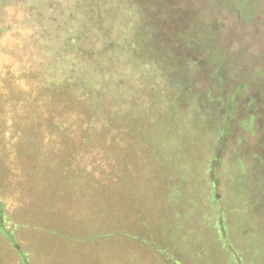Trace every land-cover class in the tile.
Here are the masks:
<instances>
[{"label":"rangeland","instance_id":"1","mask_svg":"<svg viewBox=\"0 0 264 264\" xmlns=\"http://www.w3.org/2000/svg\"><path fill=\"white\" fill-rule=\"evenodd\" d=\"M166 1L169 6L157 0L148 15L137 0H0V264H22L18 252L29 264H264V183L254 180L264 161V111L254 134L237 138L242 122L258 113L249 102L254 92L264 101V0ZM89 7L101 11L94 16L99 23H91ZM148 16L164 37L142 71L166 63L175 70L168 59L181 53L175 83L187 74L195 95L210 94L211 140L225 131L221 91L232 98V83L241 90L227 149L218 151L215 139L214 146L205 144L199 130L160 132L152 146L131 142L129 151L122 140L117 148L92 144L115 132L63 127L62 108L71 106L60 101L58 75L74 63L61 55L118 51L106 38H122ZM179 19L199 24L200 49L222 65L225 85L204 60L187 73L185 51L195 45L190 38L176 44ZM78 37L86 39L83 46L72 43ZM96 60L102 56L90 63ZM133 73L127 77L132 84L144 86ZM123 130L128 142L133 131ZM246 164L250 175L243 174Z\"/></svg>","mask_w":264,"mask_h":264},{"label":"trees","instance_id":"2","mask_svg":"<svg viewBox=\"0 0 264 264\" xmlns=\"http://www.w3.org/2000/svg\"><path fill=\"white\" fill-rule=\"evenodd\" d=\"M161 1L168 5L166 0ZM172 1L170 0L172 5H177V3H179L178 0ZM226 1L230 0H224V2ZM137 2L148 15L154 14L155 11L151 9H155L152 6L157 0H137ZM169 10L170 8H168V11L166 10L165 14L170 17L171 12H169ZM100 12L101 11L98 9L89 7L88 14L92 24H96V21L99 23L96 17L101 14ZM94 16L96 17L94 18ZM167 20V26H169V20ZM146 21L143 19L140 23L138 22L137 27L133 28L131 32L127 31L122 38H106L112 47L121 48L118 51H109L105 49L98 52L79 50L74 53L66 51L67 53L64 52V54L61 55L63 61L65 59V54L71 55L74 63L71 68L63 69V74L58 75V81L62 82L60 85L63 88L61 98H64L60 101L61 103L64 102L65 104H69L71 106L70 109H72V117L67 119L66 117H69V115L65 114V112L70 111V109L65 110V107L62 108L61 114H64L65 120V125L63 127L74 128V130H88L89 132L100 129L105 133L115 132L118 135L114 137L111 135L109 137L110 142L107 141L108 137L102 142L100 138H95L92 140V144L102 143V145H104L107 143L110 147L117 148L116 146L120 144L119 141L122 140V142L129 145L126 149L124 148L129 151H131V142L134 143V145H140V143L146 141V145L152 146L156 142L160 132L177 133L183 131L190 134L192 133L193 135H197V133L200 132L204 135L202 140L205 144L207 142L211 144L212 142L214 146V141L216 140L215 144L217 143L218 145L214 147L218 151L227 149L229 145L228 137L232 127L231 118L234 114L232 111L235 102L237 103V97L241 90L238 89L239 87L235 83H232L230 87L227 88L229 91L233 88L232 98H229L230 93L225 91L226 88L225 90L223 89L225 92L221 91L219 100L222 104V108L225 110V131L223 135H217L218 137L216 139L214 138L215 140H211L212 137L208 134V118H210L208 112L211 108L209 107V102L205 99V96L209 98L210 94L200 93L195 95L193 89L196 84L192 79L190 80L186 76L187 74L184 75L179 83H175V78H177L175 75L179 74L178 71L181 65V62L177 61V59L181 58L182 54L173 53V55H171L173 58L170 57L168 59V63L172 62V64H170H174L173 66L176 71L168 68L166 66L167 63L160 67L159 70L157 69V71H153L152 66L150 70L148 68L142 71V67L145 63L151 65V63L154 62L153 57H157V55L153 50H155L154 48H156L158 44L160 46V41L162 42L164 37L155 33L157 28V33H160L161 30L159 31V27L156 24L157 21L153 16H148ZM184 21L179 19L180 26H178V28H181V30L180 32L178 31L179 41L176 42V44L182 45L181 41L184 44L190 38V40L194 41L193 45H195V49L185 51V53L189 54L192 65L189 64L187 73L192 72V68L196 65L197 61L200 62L204 60L206 70H213L215 74L219 73L218 78L221 83L223 82L225 85L226 80L225 77H223L222 65L213 60L210 54L211 52L200 49L201 44H205V39L204 37L201 38V34L197 33L198 31L200 32L199 24L194 20ZM161 22L164 25L166 23L164 21ZM187 22H194V25L189 26L186 24ZM193 27L197 28V30L194 31ZM170 33L173 37V42L176 41L174 33H172V28ZM81 38L82 37L76 38L77 41L74 40L72 43L83 46V42H85L86 39L81 40ZM169 43L170 42H168V44ZM73 46H75V44ZM98 55L102 56V60H96V64H91L90 61L96 59ZM132 72L134 73L131 76L135 78L136 74L140 73L141 77L144 79V86L138 82L132 84L131 78H127L129 77L128 73ZM137 90L138 92L147 94L146 100H140L138 98L141 97V94L137 93ZM254 93L256 97L251 98L249 102L254 101V108L258 113L254 112L252 118L249 119L248 122L247 120L242 122V132L240 136L237 137L238 140L241 139L245 141L249 134H254V122H256V119L260 118V112L262 113L264 111V101L261 100L257 92ZM227 103L228 105L226 106ZM227 109L229 110L228 112L226 111ZM125 127L133 131V133L127 136L128 142L125 141L126 134L122 133ZM190 127L193 128V131ZM63 139L65 140L64 137L62 141ZM169 139H171V137H169ZM164 142L169 144L168 142L170 141ZM135 154H137V152ZM253 157L256 159L257 155L254 154ZM258 163L261 168L260 172H258L259 179L254 177V174L253 177L254 180L263 181L264 183V180H260V176L264 177V161L260 160ZM243 166H245L244 168L248 167L247 164ZM209 169L211 170L212 166H210ZM250 171V167H248L247 172L244 171L243 174L248 175L249 173L250 175ZM215 186L217 187V185ZM215 190L217 193V188ZM262 190L264 193V185ZM3 214V204L0 200V227L2 230L5 225ZM217 224L219 227L221 226V223ZM220 229H224V227L221 226ZM18 254L22 264H29L23 252H18Z\"/></svg>","mask_w":264,"mask_h":264}]
</instances>
